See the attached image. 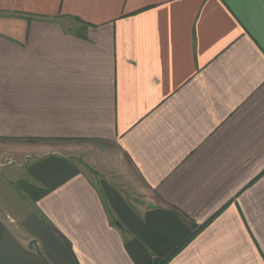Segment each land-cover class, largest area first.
<instances>
[{
  "label": "crops",
  "instance_id": "obj_1",
  "mask_svg": "<svg viewBox=\"0 0 264 264\" xmlns=\"http://www.w3.org/2000/svg\"><path fill=\"white\" fill-rule=\"evenodd\" d=\"M0 140L87 144L0 174V264H264V0H0Z\"/></svg>",
  "mask_w": 264,
  "mask_h": 264
},
{
  "label": "rangeland",
  "instance_id": "obj_2",
  "mask_svg": "<svg viewBox=\"0 0 264 264\" xmlns=\"http://www.w3.org/2000/svg\"><path fill=\"white\" fill-rule=\"evenodd\" d=\"M85 143H50L18 140H0V174L5 169L18 171L28 166L32 158L44 154H77L85 149ZM12 176V175H11Z\"/></svg>",
  "mask_w": 264,
  "mask_h": 264
},
{
  "label": "water",
  "instance_id": "obj_3",
  "mask_svg": "<svg viewBox=\"0 0 264 264\" xmlns=\"http://www.w3.org/2000/svg\"><path fill=\"white\" fill-rule=\"evenodd\" d=\"M149 208H152V206H151V205H149ZM31 247H32V248H34V249H37V247H36V244H35V243H32Z\"/></svg>",
  "mask_w": 264,
  "mask_h": 264
}]
</instances>
